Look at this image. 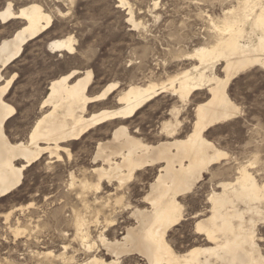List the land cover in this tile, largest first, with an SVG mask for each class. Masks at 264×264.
<instances>
[{
    "label": "rangeland",
    "instance_id": "rangeland-1",
    "mask_svg": "<svg viewBox=\"0 0 264 264\" xmlns=\"http://www.w3.org/2000/svg\"><path fill=\"white\" fill-rule=\"evenodd\" d=\"M124 1L127 4H120V0H0V11L10 3L15 11L37 3L53 17L52 26L29 41L22 55L1 72L0 86L16 74L4 96L16 108L15 115L6 122L11 141L28 139L37 119L50 108L43 107L50 82L72 70L94 72L91 94L99 93L111 82L119 83V90L108 100L90 105L92 113L116 107L117 93L131 83L162 82L192 68L198 61L188 55L216 39L211 19L222 18L224 11L238 0H158L157 6L156 0ZM130 9L135 22L129 20ZM133 23L139 26L134 27ZM24 24L23 19L4 22L0 18V42ZM68 36L75 39V51L50 49L51 41ZM217 73L224 77L223 65L218 66ZM228 93L240 112L205 132L206 138L228 156L209 166L203 179L179 197L183 219L167 236L179 253L207 244L205 236L197 233L196 222L210 214L208 196L212 190L220 191V181L235 179L237 168L248 166L264 183V66L237 73L228 85ZM209 97L206 88L183 103L176 95L163 92L125 124L133 135L155 144L166 138L160 132L161 125L165 120L175 121L171 110L178 107L181 124L176 137L184 138L193 128L196 105ZM108 123L66 144L71 157L61 152L63 158L58 160L45 154L24 171L23 183L18 188L0 198V264H72L91 255L113 259L101 246L99 236L102 232L110 240H121L126 228L136 224L131 212L136 206H149L143 199L158 167L136 171L121 187L116 180H104L99 190L83 193L78 185L71 187V172L79 178L86 174L97 181L91 169L102 163L93 161L98 145L111 141L118 124ZM21 164L19 161L18 165ZM121 197L122 201L117 202ZM196 212L202 214L195 217ZM76 213L89 221V242L95 243L91 250L81 235H76ZM15 227L23 229V233L15 236ZM256 233L264 254V221L258 223ZM61 253H66L65 261L59 257ZM71 257L73 261L68 260ZM121 264L148 263L142 256L132 254L123 256Z\"/></svg>",
    "mask_w": 264,
    "mask_h": 264
},
{
    "label": "bare ground",
    "instance_id": "bare-ground-1",
    "mask_svg": "<svg viewBox=\"0 0 264 264\" xmlns=\"http://www.w3.org/2000/svg\"><path fill=\"white\" fill-rule=\"evenodd\" d=\"M120 1L122 5L127 4ZM158 2L156 0L154 5ZM128 14L129 20L135 22L133 9L128 10ZM0 18L4 22L25 20L20 29L0 42V77H3L2 70L22 55L29 41L52 26L53 17L37 3H30L19 11L10 3L0 11ZM211 23L216 31L215 41L198 46L188 55L198 64L166 81L131 83L117 93L114 108L89 112L91 104L108 100L120 88L118 82H111L99 93L91 94L94 81L91 69L72 70L53 79L43 102V107L50 108L37 119L26 141L13 142L6 133V122L15 115L16 108L8 104L4 96L16 74L0 86V198L18 188L23 183L24 171L45 154L58 160L63 158L61 152L71 157L66 144L80 140L91 129L108 122L118 124L111 141L98 145L93 161L102 163L91 169L97 181L86 174L79 178L71 172V187L78 185L82 193L88 189L99 190L104 180L110 183L116 180L121 187L136 171L158 167V174L143 199L149 206H136L131 212L136 224L126 228L121 240H110L102 232L99 236L101 246L113 259L108 261L105 257L91 255L87 260L72 264H121L123 256L132 254L142 256L148 264H264L256 233L258 223L264 221V183L258 181L248 166L238 167L235 179L220 181V191L212 190L209 194L210 214L196 222V231L205 236L207 244L179 253L167 237L169 230L183 219L179 197L203 179L209 166L228 156L206 138L205 132L240 112L239 105L228 93L231 79L249 67L264 66V0H238L235 6L224 11L222 18L211 19ZM74 42V37L68 36L51 41L49 47L72 53ZM219 65H223L224 77L217 73ZM206 88L210 97L196 105L193 128L184 138L176 137L181 124L178 107L171 110L175 121L165 120L161 125L160 132L166 138L155 144L133 135L125 124L163 92H170L186 103L192 94ZM122 198L116 201L121 202ZM201 214L196 212L194 216ZM74 223L76 235H81L87 249L94 248L95 243L89 242V221L76 213ZM23 231L15 227V236ZM59 257L65 261L66 253ZM68 260L73 261V257Z\"/></svg>",
    "mask_w": 264,
    "mask_h": 264
},
{
    "label": "snow or ice",
    "instance_id": "snow-or-ice-1",
    "mask_svg": "<svg viewBox=\"0 0 264 264\" xmlns=\"http://www.w3.org/2000/svg\"><path fill=\"white\" fill-rule=\"evenodd\" d=\"M0 79H3V77H0Z\"/></svg>",
    "mask_w": 264,
    "mask_h": 264
},
{
    "label": "water",
    "instance_id": "water-1",
    "mask_svg": "<svg viewBox=\"0 0 264 264\" xmlns=\"http://www.w3.org/2000/svg\"><path fill=\"white\" fill-rule=\"evenodd\" d=\"M4 69H5V68H4ZM4 69H3V70H4ZM3 70H2V71H3Z\"/></svg>",
    "mask_w": 264,
    "mask_h": 264
}]
</instances>
